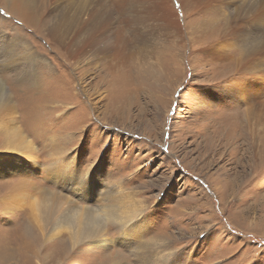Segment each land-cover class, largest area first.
I'll return each mask as SVG.
<instances>
[{
  "label": "rangeland",
  "instance_id": "rangeland-1",
  "mask_svg": "<svg viewBox=\"0 0 264 264\" xmlns=\"http://www.w3.org/2000/svg\"><path fill=\"white\" fill-rule=\"evenodd\" d=\"M158 1L181 25V45L161 36L138 55L135 46L119 59L89 50L75 64L67 44L48 33L46 19L58 10L28 24L0 0V29L8 38L23 35L43 56L39 64H23L35 82L0 65L41 163L50 147H66L81 170L97 169L99 183L134 207L132 232L110 221L96 240L73 244L68 233L55 236L50 227L43 233L28 208L5 210L1 196L17 179L0 178V264H264V76L239 66L238 47L220 38L224 8L205 12L199 0ZM69 33L66 42L83 39ZM4 137L0 132V150ZM38 179L39 191H62L74 206L100 205L77 197L65 182Z\"/></svg>",
  "mask_w": 264,
  "mask_h": 264
},
{
  "label": "bare ground",
  "instance_id": "bare-ground-1",
  "mask_svg": "<svg viewBox=\"0 0 264 264\" xmlns=\"http://www.w3.org/2000/svg\"><path fill=\"white\" fill-rule=\"evenodd\" d=\"M3 1L8 3L7 10L12 15L28 24H34L41 17H46L45 14L53 9L58 10L57 15L51 17V20L46 19L48 33L54 40L67 44V50L71 53V60L75 64H78L89 50H93L97 58L100 54H108L112 51V54L119 59L126 56L130 48L133 52L134 46L139 48L136 50L137 55L145 52V46L149 44L150 39L157 40L165 36L168 40H175L179 46L184 37L181 25L171 17V14L168 15L169 13L158 0H110V4H104L102 0H80L74 3L67 0L66 5L61 0ZM199 2L206 5L205 12L210 9L220 12L224 8L227 18L220 22L222 27L220 38L224 40L226 46L233 49L232 45L235 44L238 47L239 66L252 71L251 73L256 71L260 76H264V21L259 22L264 12V0H255L249 6H239V4L234 6L233 0H199ZM125 5L127 8L124 7ZM126 30L131 31L132 35H127ZM70 31L74 32L76 37L83 36V39L79 38L80 42H76L73 37L70 42H66V39L70 38ZM115 37L118 42L114 44L111 39ZM101 42L109 45H100ZM120 42L121 46L118 45ZM34 49L32 43L23 35L18 34L8 38L6 32L0 29V65L7 70L13 68L17 73V79L22 82L28 80L35 82L33 73L28 71L23 74L25 62L31 64L32 60V64L34 62L39 64L43 59V56H39L38 51L35 52ZM22 56L26 58L23 57V60ZM94 56L92 55V58H95ZM36 58L38 61H34ZM11 97L1 79L0 132L5 136V141L3 149L0 150V178L17 179L14 180L10 190L1 196L5 210L12 212L28 208L35 221L43 225V233L48 227L55 230L57 234L55 236L68 233L73 244L89 241L92 238L96 240L97 237L105 234L104 225L110 221L121 223L124 232H132L127 228L130 219L134 220L131 214L133 202L130 206L127 202L123 204L122 192L117 196V194L113 195L110 188H104L105 183H99L98 179L101 177L97 169L93 172L90 169L81 170L79 162L64 150L66 147L57 145L50 147V151H54L47 155L45 165L41 163L40 150L37 149L36 142L21 128L16 104ZM32 124L30 126H33ZM52 139H55V136ZM55 151L59 155L54 154ZM38 176L51 180L59 186L65 182L77 197L83 194V200H91L95 204L96 201H100V205L97 209L77 203L74 206L72 203L75 200H69L68 194L65 195L62 191L49 189L39 191L40 187L36 185ZM28 196L34 200H28ZM137 232L136 229L134 233ZM110 241L103 239L101 243L108 246Z\"/></svg>",
  "mask_w": 264,
  "mask_h": 264
},
{
  "label": "snow or ice",
  "instance_id": "snow-or-ice-1",
  "mask_svg": "<svg viewBox=\"0 0 264 264\" xmlns=\"http://www.w3.org/2000/svg\"><path fill=\"white\" fill-rule=\"evenodd\" d=\"M218 47L219 46H217V48H213V49L208 50L205 54H208L209 52H215V51H217Z\"/></svg>",
  "mask_w": 264,
  "mask_h": 264
}]
</instances>
